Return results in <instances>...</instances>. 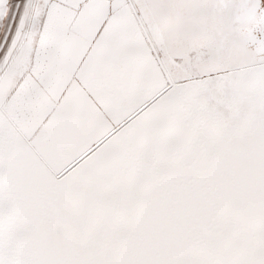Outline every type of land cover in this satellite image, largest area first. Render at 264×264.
<instances>
[{
	"label": "snow or ice",
	"instance_id": "6c2138e0",
	"mask_svg": "<svg viewBox=\"0 0 264 264\" xmlns=\"http://www.w3.org/2000/svg\"><path fill=\"white\" fill-rule=\"evenodd\" d=\"M0 264H264V0H0Z\"/></svg>",
	"mask_w": 264,
	"mask_h": 264
}]
</instances>
